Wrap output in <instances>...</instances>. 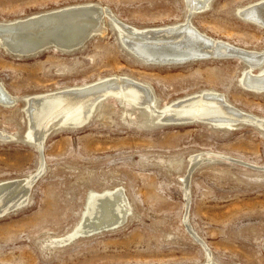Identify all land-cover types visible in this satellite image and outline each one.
I'll use <instances>...</instances> for the list:
<instances>
[{"label":"rangeland","instance_id":"1","mask_svg":"<svg viewBox=\"0 0 264 264\" xmlns=\"http://www.w3.org/2000/svg\"><path fill=\"white\" fill-rule=\"evenodd\" d=\"M257 1L210 0L190 21L212 39L262 51L264 27L238 14ZM86 4L138 29L177 25L189 14L185 0H0V22ZM103 21L104 35L72 51L19 57L0 48V85L16 99L0 104V182L37 174L27 198L0 213V264H264V128L159 123L154 115L146 122V109L109 97L84 123L51 128L40 147L27 139V97L113 76L149 86L157 109L214 91L264 119V90L243 86L240 58L148 63ZM117 187L127 201L122 225L103 222V208L87 222V231H101L53 242L80 223L90 193Z\"/></svg>","mask_w":264,"mask_h":264},{"label":"bare ground","instance_id":"2","mask_svg":"<svg viewBox=\"0 0 264 264\" xmlns=\"http://www.w3.org/2000/svg\"><path fill=\"white\" fill-rule=\"evenodd\" d=\"M185 1L189 14L182 23L147 29H138L127 25L116 18L109 9L102 8L101 10L96 5L86 4L39 13L28 17L29 19L25 18L15 21L27 22L33 18H38V16L48 17V19H42L39 23L33 24L30 28L28 34L31 35L29 39L31 42L15 44V47H25L28 44L35 45L42 41L47 43L48 41L46 40H61L59 42L63 41L62 43L72 45L85 40L89 35H104L107 31V24H105L106 22L104 23L103 19L106 17L117 31L120 41L135 55H138L142 61H156L164 64L165 62L180 63L208 57L233 56L247 63V68L241 77L243 86L258 91L264 90V66L261 65L264 63V50L243 49L227 42L212 39L201 33L191 23L190 13L204 10L209 5L210 0ZM84 8H88L84 13H76L70 18L67 17L69 15L67 12ZM238 14L247 21L264 27V0L239 9ZM101 15L105 16H102L101 19ZM65 22L72 29H68L63 33L56 30L58 27L52 26L53 24L63 26L61 24H66ZM54 29L55 31H53ZM262 66L263 68L258 73L252 71L253 67L261 68ZM109 97L119 99L122 102L126 101L131 106L134 104L140 109H146L149 116H151L150 118H145L146 122H150L154 115L155 120L159 123L184 124L190 121H208L232 127L238 123L248 122L264 128V119L234 108L220 93L204 91L192 94L174 100L163 106V108L157 109L149 86L128 76H113L102 79V81L70 86L50 93L27 97L24 100L26 107L24 113L28 116L29 122L25 135L35 147H40L45 135L51 128L69 123L71 125L82 124L93 112V109L103 99ZM15 102L16 99L4 91L2 85H0V104L11 105ZM0 138L4 140L6 138V134L3 131H0ZM194 158L192 157V159ZM36 175L31 173L21 179L0 182L1 214L17 206L27 198L30 184ZM86 200L88 201L87 208H85L84 216L83 214V217L81 216L82 220L80 223L74 227L71 233L60 239L59 237L55 239L54 243L57 244V242L71 240L80 234H86L87 226L90 225L87 222L95 217L97 213L102 215L99 212L103 208L104 210L106 209V214L101 216L102 221L110 220V226L116 225L124 218V212H126V208L124 209L126 205L124 204L127 201L122 188L117 187L99 193L92 192ZM108 208H111L116 213L112 210V212H109ZM107 224L104 225L106 226ZM96 226L98 225L95 224L92 227Z\"/></svg>","mask_w":264,"mask_h":264},{"label":"water","instance_id":"3","mask_svg":"<svg viewBox=\"0 0 264 264\" xmlns=\"http://www.w3.org/2000/svg\"><path fill=\"white\" fill-rule=\"evenodd\" d=\"M87 9L88 8H84L81 10L69 11V12H67V13H69V15L67 17L70 18V17H72V15H74L76 13H84L85 11H87ZM42 19H48V17H39L38 16V18H33L32 20L27 21V22L19 21V22H14V23H0V48H3L4 50L6 48V50H8L14 56H19V57L31 56V55L38 54L42 51H45L46 48H48V49L56 48V49L61 50V51L66 50V49L73 50L75 48H80L92 36V35H89L85 40L78 42V43H74L72 45L62 43L63 41L59 42L61 40H59V41L46 40V41H48L47 43L45 41H42V42L37 43L35 45H31L32 47H19V48L15 47V44H20L22 42H31L29 40L31 35L28 34L30 31V28L33 26V24H35L37 22L39 23ZM64 19H67V18H64ZM24 21H26V20H24ZM61 25H63V26H60L57 24H53L52 26L58 27L56 30H59L62 33L66 32L68 29H72V27L69 26L68 23H66V24L63 23ZM53 31H55V29ZM65 39H66V37H65ZM128 52L132 56L138 57V55H135L133 52H131V51H128ZM148 63L161 64L160 62H156V61H149ZM165 63H167V62H165ZM46 135H45V137H46ZM45 137H44V139H45ZM125 219L126 218H123L119 223H117V225H115L113 227L116 228V227L122 225L124 223ZM103 228H105V227L98 226L95 229L89 230L85 233L87 235H89V234L101 231ZM67 241H70V240H66L63 242L61 241V242H57V243H64Z\"/></svg>","mask_w":264,"mask_h":264}]
</instances>
